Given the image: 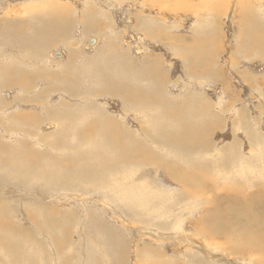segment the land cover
Wrapping results in <instances>:
<instances>
[{"label": "rangeland", "instance_id": "374dc122", "mask_svg": "<svg viewBox=\"0 0 264 264\" xmlns=\"http://www.w3.org/2000/svg\"><path fill=\"white\" fill-rule=\"evenodd\" d=\"M182 1L0 0V264H264V0Z\"/></svg>", "mask_w": 264, "mask_h": 264}, {"label": "bare ground", "instance_id": "6f19581e", "mask_svg": "<svg viewBox=\"0 0 264 264\" xmlns=\"http://www.w3.org/2000/svg\"><path fill=\"white\" fill-rule=\"evenodd\" d=\"M159 1V0H158ZM259 1V0H258ZM163 2V1H162ZM169 2V1H168ZM183 3H185L184 1H182V0H175V2H174V5H173V8H175V9H181V7H183L182 5H183ZM152 5V4H151ZM163 6H166V3H165V1L163 2V4H162ZM193 7V6H192ZM170 8V7H169ZM186 8H187V5H186ZM198 8V7H197ZM174 9V10H175ZM201 9H202V7H201ZM204 9V8H203ZM183 11H184V9H183ZM200 11V10H199ZM206 11V10H205ZM147 22V21H146ZM245 24V23H244ZM258 24V23H257ZM256 25V24H255ZM260 27V26H259ZM250 31V30H249ZM256 32H258V31H256ZM264 36V35H263ZM248 37V36H247ZM258 37V39H257V41H259V42H263L264 43V38H262L261 36H257ZM251 39H252V37H251ZM254 39V38H253ZM260 39H262V41H260ZM253 41V40H252ZM254 43H256L255 42V40L253 41ZM253 43V44H254ZM250 45H252V44H250ZM249 45V46H250ZM255 45V44H254ZM258 45V44H257ZM259 46V45H258ZM262 47H264V44H262L261 45V47L260 48H262ZM252 48V47H251ZM259 49V48H258ZM255 50V49H254ZM264 50V49H263ZM258 52V51H257ZM262 52V51H261ZM202 55V54H201ZM262 56V55H261ZM264 56V55H263ZM192 57H193V55H192ZM199 58V57H198ZM206 62V61H205ZM146 75V74H145ZM31 90V89H30ZM142 96V95H141ZM200 101V100H199ZM180 108V107H179ZM177 109V108H176ZM190 110V109H189ZM176 111V110H175ZM190 112V111H189ZM192 112V111H191ZM198 112V111H197ZM195 113V112H194ZM197 114V113H196ZM198 115V114H197ZM28 117V116H27ZM26 117V118H27ZM64 117V116H63ZM63 117H61L62 119H63ZM180 117V116H179ZM186 117V116H185ZM173 118V117H172ZM57 119V118H56ZM67 118H65L64 120H66ZM165 120V119H164ZM170 120H171V118H170ZM208 120V119H207ZM67 121V120H66ZM71 121H73V120H71ZM167 121H168V119H167ZM173 121V120H172ZM69 122V121H68ZM209 122H210V120H209ZM164 122H162V124H163ZM172 123V122H171ZM90 125H91V123H89ZM89 124H88V126H89ZM178 124V123H177ZM172 125V124H171ZM93 126V125H92ZM167 126H169V125H167ZM176 126V125H175ZM174 126V127H175ZM166 127V126H165ZM185 128V127H184ZM87 129V128H86ZM188 131V130H187ZM190 132V131H189ZM113 132H111V133H109L108 135L109 136H112V137H110V138H112V139H114L115 137H113L114 135L112 134ZM111 134V135H110ZM107 135V134H106ZM195 135V134H194ZM188 137V136H187ZM106 139V138H105ZM176 142V141H175ZM192 144V143H191ZM264 144V143H263ZM177 146V145H176ZM103 147H104V145H103ZM171 147V146H170ZM183 147V146H182ZM124 148V147H123ZM168 148V147H167ZM174 148V147H173ZM117 150V149H116ZM170 150V149H169ZM172 150V149H171ZM171 150L170 151H167V152H171ZM176 150V149H175ZM180 151V150H179ZM182 151V150H181ZM177 152V151H176ZM125 153H127V152H125ZM172 153H173V151H172ZM57 154H59V153H57ZM174 154V153H173ZM182 154V153H181ZM172 155V154H171ZM170 155V156H171ZM15 156V155H14ZM173 156V155H172ZM174 156H176L175 154H174ZM3 158V157H2ZM179 158V157H178ZM182 158V157H181ZM123 160H124V158H123ZM147 160V159H146ZM7 161H9V160H7ZM119 161L120 160H118V162H117V166L119 165ZM15 163V162H14ZM142 163V162H141ZM31 164V163H30ZM15 166H19V165H16L15 164ZM245 166H246V164H245ZM241 167V166H240ZM243 167H244V165H243ZM247 167V166H246ZM20 168V167H19ZM242 168V167H241ZM14 171V170H13ZM200 171H201V169H200ZM200 171H198V173L197 174H195V175H190V174H188V175H186V174H181V172L179 171V170H177L176 168H173L172 167V165H171V167H169V166H166V172L168 173V175L172 178V179H174L177 183H179V184H181V185H183V187H185L186 189L187 188H189V187H192L193 188V190H195L196 188V190L197 191H199V189L200 188H198L204 181H206V178H203V176L204 175H202L201 173H200ZM263 170H261V172H262ZM15 173V172H14ZM249 173V172H248ZM141 177V176H140ZM145 177V176H144ZM140 179V178H139ZM214 181V180H213ZM227 182V181H226ZM195 190V191H196ZM210 191V190H209ZM258 192H260V191H257V193ZM264 194V193H263ZM216 199V198H215ZM260 200H258V202H260V206L262 205V199L261 198H259ZM213 202V201H212ZM255 203L256 202H254V204H253V206L255 205ZM245 204V203H244ZM250 205H246V209L248 208V211H250L252 208H250L249 207ZM255 208V207H254ZM264 210V209H263ZM262 210V211H263ZM252 211H250V213H251ZM258 212V211H257ZM222 213V212H221ZM211 214H209L208 216H210ZM217 217V219L218 218H220V220H218V221H214V220H216V219H214V220H212V223H214L215 222V225L213 224L212 226L213 227H211V223H209V221L208 220H206V222H207V224H206V226L207 225H209L210 227H207L208 229H212V231L213 232H215L216 234H215V236L216 235H222V234H224L223 232H221L222 231V229H221V226H222V224H224L225 222H226V220L224 221L223 220V218H222V220L223 221H221V216H218V215H216ZM256 216V215H255ZM254 216V217H255ZM203 217H206V214L203 216ZM213 217V216H212ZM257 218H260V219H263V220H260V219H258V220H260V221H262V222H264V214L262 215V214H260V215H258L257 216ZM209 219L211 220V218L209 217ZM213 219V218H212ZM225 219V218H224ZM252 219H254V218H252ZM214 221V222H213ZM257 221V220H256ZM259 221V222H260ZM219 222V223H218ZM209 223V224H208ZM228 223V222H227ZM226 223V224H227ZM255 225H256V223H255ZM257 225H258V223H257ZM261 229V231H263L264 232V227L263 228H260ZM259 229V230H260ZM211 231V233H213ZM207 232V231H206ZM260 232V231H259ZM208 233H210L209 232V230H208ZM210 233V234H211ZM221 233V234H220ZM236 235V234H235ZM263 239H264V237H262ZM250 242V241H249ZM249 244V243H248ZM252 246H255L256 245V247L257 248H254L255 250H253L254 251V254H255V252L256 251H259V255H264V241H259V240H257V241H253L252 243ZM262 244V245H261ZM236 247V246H235ZM239 247V246H238ZM243 247H246V246H243ZM245 251V250H244ZM251 254V253H250ZM253 254V255H254ZM256 256H258V257H260L259 255H257V254H255Z\"/></svg>", "mask_w": 264, "mask_h": 264}]
</instances>
